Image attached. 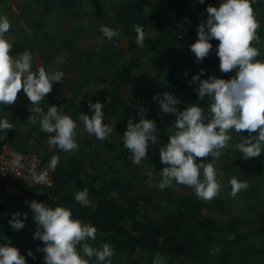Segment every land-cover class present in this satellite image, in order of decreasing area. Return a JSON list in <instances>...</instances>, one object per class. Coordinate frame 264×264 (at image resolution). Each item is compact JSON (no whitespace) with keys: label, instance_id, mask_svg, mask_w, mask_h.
<instances>
[{"label":"trees","instance_id":"16d2710c","mask_svg":"<svg viewBox=\"0 0 264 264\" xmlns=\"http://www.w3.org/2000/svg\"><path fill=\"white\" fill-rule=\"evenodd\" d=\"M8 0H0L4 5ZM43 9V15L34 13L33 4L29 1L21 8L15 21H22L35 35L34 45L27 39L24 28L9 34L14 39L11 54L28 50L35 56V48L41 41L55 46L59 52L71 51L83 36L86 27L76 30H65L62 22L56 17L58 6L65 8L64 16L70 18L83 13L84 17L94 14L104 23H110V13L114 15V26L119 28V36L111 41L103 36L96 54H83L80 74L86 77L85 86L91 88L94 77L99 76L108 82L101 90L85 97L82 102L81 86L74 84V101L68 102L56 93L45 97L40 107L47 111L48 105L65 107L68 114L77 122L80 112L91 118L89 102L104 104L102 111L120 123L124 133L131 118L135 123L140 119L141 108L145 110L146 119H150L153 110L160 115L155 121L159 132V142L149 143L147 158L140 164L133 163L129 157L101 159L105 144L93 137L88 141L76 138L78 151L62 153V161L55 169V185L51 188L24 190L17 194L16 185L9 184L0 178V242L17 247L25 256L26 264H45L43 253L37 247L43 242L33 239L36 224L32 211L26 201L35 199L46 206L57 205L70 208L73 217L82 222L91 223L97 229L96 240L89 241L93 247H100L108 242L114 249L112 264H156L158 256L171 260V264H264V152L257 157L243 159L242 153L235 145L246 137L247 130L237 137L232 136L228 144L231 149L218 158L198 157L200 160H211L217 168V179L223 187L219 194L210 200L196 196L194 189L175 182L163 189L161 199L156 198L154 183H159V170L162 164L159 148L169 142L168 135L175 115L165 114L160 110L158 101L153 100L157 94L172 91L180 94V102L175 105L178 110L196 103L207 109L211 98L198 99L194 91L198 81H192L194 74L200 73L201 79L210 76L230 79L234 72L223 73L219 69V58L215 55L218 40L210 43L212 51L203 62L192 63L191 57L182 56L181 49L189 32L197 39V25L207 18L206 8L216 6L215 0H205L201 8L196 5L199 0H34ZM255 16L263 19L256 35L264 43V0H253ZM139 24L145 31L143 47L136 44V32L133 25ZM127 40L128 48H123ZM126 54L131 55L130 65L118 66ZM98 58V63L94 62ZM189 67V77L182 79L175 76L180 67ZM143 77H136L137 73ZM134 77L133 82H129ZM92 89V88H91ZM23 92V91H22ZM21 92V93H22ZM7 105H0V117ZM27 113H20L19 119L7 130L9 147L27 153H36L42 159L50 156L42 149L45 136L38 137L32 131V138L26 141L21 136L23 128H28ZM25 117V118H24ZM34 130V129H33ZM35 131V130H34ZM5 130L0 131V134ZM255 135V133H253ZM45 139V140H44ZM88 145L90 152L84 151ZM228 148V147H227ZM233 161L234 163H231ZM142 166L138 173L137 167ZM151 172L152 178L148 173ZM235 176L247 181L248 187L231 195L229 178ZM84 188L92 203L83 206L74 199V194ZM185 191V192H183ZM21 213L24 227L14 230L9 224L13 208ZM27 213V217L23 215ZM208 213V214H207ZM151 215H160L161 222L153 221ZM213 215L218 216L215 218ZM232 236V237H230ZM31 251L34 255L29 256ZM95 257L92 258L94 264Z\"/></svg>","mask_w":264,"mask_h":264},{"label":"clouds","instance_id":"9594fccd","mask_svg":"<svg viewBox=\"0 0 264 264\" xmlns=\"http://www.w3.org/2000/svg\"><path fill=\"white\" fill-rule=\"evenodd\" d=\"M205 0H199L203 4ZM253 0H218L216 6L206 8L207 18L197 25V39L190 44V51L198 62L206 58L213 49L210 41L215 38V55L219 58V69L223 73H232V78L222 79L210 76L201 79L204 69L192 76V81H198L194 91L198 99L205 96L211 98L207 109L196 103L178 110L175 105L179 101L169 92L157 94L153 100L158 101L160 110L175 115L172 128L175 131L168 135L169 142L159 148L162 164L159 170L158 187L163 190L175 182L194 189L198 198L210 200L222 189V183L217 179V170L211 160H200L198 157L218 159L222 150L232 139L228 130L243 133L242 139L235 145L243 159L257 157L264 152V59H257L259 49L252 46L253 40H258L256 29L260 26L253 8ZM11 28V22L6 15L0 14V105H10L17 99L18 92L23 89L31 102V115L28 121L39 122L40 130L49 133L47 144L50 148L58 147L64 152L78 151L79 145L75 139L76 121L71 115L58 109L56 105H48L47 111L39 106L46 94L50 93L54 82H61L65 75L63 71H47L43 66L32 69L33 56L28 50L19 54H11L15 42L6 34ZM136 32V44L144 46L145 31L139 24L133 25ZM103 36L111 41L119 36V28L101 25ZM104 104L97 101L89 102L92 111L88 114L80 112L78 119L83 122L87 133L98 140L106 139L112 132V127L104 123ZM145 110L141 108L140 119L133 122L129 119L127 128L122 135L124 147L130 153L133 163L140 164L147 158L149 142L156 144L159 137L155 134V121L146 119ZM8 117H0V131L12 129ZM255 133V135H253ZM22 157L14 154V165L21 166ZM59 156L53 155L50 166L55 169ZM149 172V178H152ZM34 179L43 181V175H35ZM231 195L248 187L247 181L235 176L229 178ZM74 199L83 206L92 203L88 189L84 188L74 194ZM32 211V219L36 224L33 239L43 242L37 251L42 252L45 264H112L114 249L108 242L100 247H93L89 241L96 240V227L91 223L82 222L73 217L70 208L57 205L46 206L35 199L26 201ZM21 213L12 214L9 224L14 230L24 227V220L19 219ZM25 218L27 213L23 214ZM2 241V240H0ZM29 256H33L31 251ZM0 264H26L25 256L20 254L11 242H0Z\"/></svg>","mask_w":264,"mask_h":264},{"label":"crops","instance_id":"0c3cea01","mask_svg":"<svg viewBox=\"0 0 264 264\" xmlns=\"http://www.w3.org/2000/svg\"><path fill=\"white\" fill-rule=\"evenodd\" d=\"M27 1L31 2L34 8V13H36L38 16L43 15V9L38 7L34 0H8L6 4L0 5V14L6 15L10 22H11V28L9 32L6 34L9 36V34L14 30H20L22 28L25 29L27 34V39L31 45H34L35 42V35L34 32L26 27V25L22 21H15L14 18H16L21 8L27 3ZM152 2H158L159 0H150ZM216 1V5L218 4V0ZM201 3H198L196 5L197 8H201ZM65 8L63 6H58L56 10V17L58 20L62 22V26L65 30H76L79 29L82 25L86 27V32L83 36H79V40L74 45L73 49L71 51H63L59 52L58 49L51 45L50 43L46 41H41L38 43V45L35 48V56L33 57L32 62V69L35 70L39 66H43L47 71H63L64 76L62 78L61 82H54L52 91L48 94H46L45 97H49L57 92L58 96L68 102H72L75 100L74 96V90H78V88L74 89V84L72 82H75L76 85L81 86V95L78 97L77 101L82 102L85 97L88 95L91 96L92 93H94L97 90L103 89L105 86L108 85V82L99 77H94V84L92 85V89L87 88L85 86L86 84V77L82 76L80 74V65L82 62V55L83 54H96L99 50L100 43L103 40V34L101 32V25H108L110 27L115 28L114 26V15L110 13V23H104L100 17L97 15H93L90 17H84L83 13L77 14L76 16H72L70 18H66L64 16ZM256 19L259 21L260 26L256 29V33L258 29L261 28L263 19L255 16ZM188 31V35L186 37V41L181 49V55L191 57L192 63L190 65L196 64L198 61L196 60L195 55L190 51V44L194 43L195 35ZM252 46L259 49L260 55L257 57V59H264V43L261 41L258 42H251ZM123 48H128L127 40L125 39L123 41ZM205 60L207 59L204 58ZM204 59L200 62H203ZM131 61V55L126 54L124 60L118 65L121 67L127 68L130 65ZM94 62L98 63V58L94 57ZM189 67H180L176 70L175 76L185 79L189 77ZM143 73H137L136 77H143ZM134 81V77L130 78V83ZM23 89H21L17 94V99L14 103L7 105L3 110V117H8L10 120V123L12 124L14 121L19 119L20 113L25 111L27 113L26 120L29 124L28 128H23L21 131V136L24 140L29 141L32 138V131L34 134H36L38 137L42 138V136L46 137V140L41 144L42 149H44L47 153L49 158L53 155L59 156V163L62 161V153L61 150L58 147H52L50 148L47 144L49 133L43 132L40 130L39 122L32 124L28 121L29 116L31 115V102L27 98L26 94L22 92ZM22 92V93H21ZM169 92L174 95V97L180 102V94L174 93L172 91H165ZM164 92L161 93V96ZM40 106V105H39ZM58 109H61L65 113H68L67 109L65 107L57 106ZM83 112V111H82ZM160 111L158 109H155L150 114V120L156 121L159 117ZM25 118V117H24ZM104 123H107L110 127H112V132L109 134V136L104 140H99L102 144H105V148L102 151L101 159L104 160H110L113 157H129L130 153L128 150L124 147L122 139L123 132L120 131V128L122 126V123L125 121L118 123L114 121L112 118H110L108 115L104 113ZM76 138H79L83 141L90 140L93 135L87 133V131L84 129L83 122L78 119L76 122ZM35 131H34V130ZM229 131V130H228ZM159 137V132L156 130L155 133ZM240 134V133H239ZM98 140V139H97ZM150 144H153L149 142ZM157 144V143H156ZM6 146L9 147L7 143V130L5 132L0 134V150L5 148ZM84 151L90 152V147L86 145L84 147ZM41 158V157H40ZM42 159V158H41ZM50 159H42L46 163L50 164ZM57 166V165H56ZM56 169V167H55ZM137 169V168H136ZM153 188L155 189L156 198L157 194L160 193L162 197V192L158 187V183L152 184ZM19 191L17 194L21 193L22 191L17 189ZM159 197V198H161ZM158 198V199H159ZM159 217L160 215H151L153 221L157 222L154 218ZM161 217V216H160ZM162 219V218H161ZM163 220V219H162ZM161 220V221H162ZM160 222V221H159Z\"/></svg>","mask_w":264,"mask_h":264},{"label":"built area","instance_id":"2783aa9c","mask_svg":"<svg viewBox=\"0 0 264 264\" xmlns=\"http://www.w3.org/2000/svg\"><path fill=\"white\" fill-rule=\"evenodd\" d=\"M17 153L22 157V167L13 163L14 154ZM54 173L55 169L36 153H24L8 146L0 150V178L9 184L16 185L21 191L53 187ZM34 174L43 175V181L34 179Z\"/></svg>","mask_w":264,"mask_h":264},{"label":"rangeland","instance_id":"374dc122","mask_svg":"<svg viewBox=\"0 0 264 264\" xmlns=\"http://www.w3.org/2000/svg\"><path fill=\"white\" fill-rule=\"evenodd\" d=\"M229 133L232 135V136H234V137H237L238 135H239V133H237V132H235L234 130H229ZM228 147V148H227ZM225 149H223L222 151L223 152H226L227 151V149H231L232 148V145H230V144H228V146H227ZM231 163H234L233 161H230ZM216 168V167H215ZM141 169H142V166H139V167H137V172L139 173L140 171H141ZM216 170H217V168H216ZM14 192H16V193H18L19 191H14ZM183 192H185V191H183ZM186 193V192H185ZM159 197H161V195H160V193H158L157 194V198H159ZM159 199H161V198H159ZM13 211H18V209L15 207V208H13ZM208 214V213H207ZM216 219L217 218H219L218 216H216V215H213ZM155 217V216H154ZM162 217H155L154 219L157 221V222H161V219ZM230 237H232V236H230ZM156 264H171V260L170 259H166V258H164V257H162V256H158V258H157V262H156Z\"/></svg>","mask_w":264,"mask_h":264}]
</instances>
